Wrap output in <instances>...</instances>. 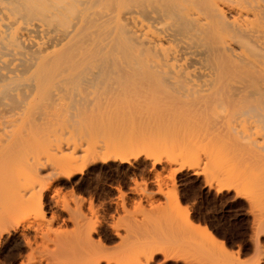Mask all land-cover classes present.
Here are the masks:
<instances>
[{
    "label": "rangeland",
    "instance_id": "rangeland-1",
    "mask_svg": "<svg viewBox=\"0 0 264 264\" xmlns=\"http://www.w3.org/2000/svg\"><path fill=\"white\" fill-rule=\"evenodd\" d=\"M75 79L0 132V264H264L262 104Z\"/></svg>",
    "mask_w": 264,
    "mask_h": 264
},
{
    "label": "bare ground",
    "instance_id": "bare-ground-1",
    "mask_svg": "<svg viewBox=\"0 0 264 264\" xmlns=\"http://www.w3.org/2000/svg\"><path fill=\"white\" fill-rule=\"evenodd\" d=\"M70 78L160 79L202 110L225 96L264 107V0H0V132L47 122ZM37 98L45 117L19 118Z\"/></svg>",
    "mask_w": 264,
    "mask_h": 264
}]
</instances>
